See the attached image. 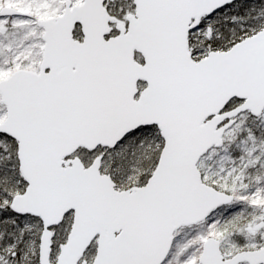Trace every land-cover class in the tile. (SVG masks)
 I'll return each instance as SVG.
<instances>
[{
    "label": "snow or ice",
    "instance_id": "1",
    "mask_svg": "<svg viewBox=\"0 0 264 264\" xmlns=\"http://www.w3.org/2000/svg\"><path fill=\"white\" fill-rule=\"evenodd\" d=\"M0 264H264V0H0Z\"/></svg>",
    "mask_w": 264,
    "mask_h": 264
}]
</instances>
